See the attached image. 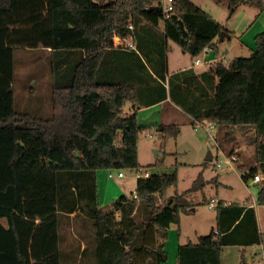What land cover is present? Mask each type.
<instances>
[{"label":"trees","instance_id":"obj_1","mask_svg":"<svg viewBox=\"0 0 264 264\" xmlns=\"http://www.w3.org/2000/svg\"><path fill=\"white\" fill-rule=\"evenodd\" d=\"M226 2L228 18L243 4L264 9V0ZM161 4L0 0V49L50 50L52 109L48 116L30 107L0 116V131L11 133V179L0 186V264H67L75 252L83 258L89 248L95 264L167 260L170 226L179 225L181 212L191 208L188 194L204 188L202 174L169 197L177 169L140 175L131 196L122 194L105 208L97 172L141 169L138 140L144 127L137 108L168 95L194 120L207 119L225 130L224 138L233 126L254 127L255 160L242 177L263 176L257 202L264 204V31L256 34L251 56L212 65L217 76L212 94L192 67L167 75L169 41L195 58L215 45L226 27L192 0H174L167 17L156 8ZM117 35H131L136 49L115 46ZM127 102L133 104L130 113L124 112ZM156 129L162 146L181 131L178 123H159ZM216 211L210 233L178 245L177 264H222L225 246L264 242L255 206L219 201ZM71 213L90 220L91 231L84 247L78 241L66 251L60 223Z\"/></svg>","mask_w":264,"mask_h":264},{"label":"rangeland","instance_id":"obj_2","mask_svg":"<svg viewBox=\"0 0 264 264\" xmlns=\"http://www.w3.org/2000/svg\"><path fill=\"white\" fill-rule=\"evenodd\" d=\"M192 1L203 9L211 10L224 25H228L226 0ZM244 7L248 11L251 10L252 14L256 13L252 18L258 17V20L250 25L244 37L236 33L232 38L226 37L225 41L218 42L220 54L226 55V64L237 56H251L256 49L255 34L264 31V9L251 5ZM169 43L168 54L170 52L172 61L182 62L184 57L190 58V55L181 51L175 42L170 40ZM49 55L50 50L44 47L0 49V116L11 112L14 108L27 107L41 108L37 113L51 115ZM178 121L181 127L178 137H169L163 146V141L155 130H141L138 140L141 169H99L97 172L98 193L101 204L109 208L116 197L122 194L131 196L135 191L139 174L146 171L162 173L178 170V183L169 188L167 197L176 191L186 190L202 174L204 188L188 194L189 203L194 210H190V215L184 218V238H192L198 242L199 237L195 236L196 229L200 234L205 235L216 227V206L219 201L246 202L249 199L256 204L258 183L252 182V179L246 183L241 178V172H245L244 168L252 166L255 160L254 144L251 142L255 130L253 126H233L227 139L223 137L226 131L214 126L212 129V134L216 138L214 139L205 127L195 128L189 120L184 121L183 118L177 119L176 122ZM208 124L211 122L208 121ZM10 137L11 133L7 130L0 131V186H4V183L11 179V168L8 163ZM221 150L228 156L231 153L237 155L235 169L229 168L227 163H224L223 167H217V159L225 158ZM209 152L213 156L212 159H207ZM162 159L161 165H155L156 161ZM110 171L115 174L113 177L108 176ZM119 171L124 173L123 177L117 176ZM212 197L218 199L213 207L209 205ZM257 206L264 225V204ZM90 231L91 221L86 220L85 217L76 216L75 213L63 215L60 232L65 250L69 251L78 241L84 247L86 235ZM171 231L169 249L173 246V240L180 234L177 224L172 225ZM91 249L89 248L83 258L75 252L76 259H67V264H95ZM222 255L223 264H254L256 261H264V244L262 245L261 242L253 245H228L223 248ZM151 260L149 258L147 263H151ZM167 264H176V259L173 256L169 257Z\"/></svg>","mask_w":264,"mask_h":264},{"label":"crops","instance_id":"obj_3","mask_svg":"<svg viewBox=\"0 0 264 264\" xmlns=\"http://www.w3.org/2000/svg\"><path fill=\"white\" fill-rule=\"evenodd\" d=\"M244 6H246V5H244V4L240 5L236 9L235 13L229 18L228 25H224L221 22L220 18H218L214 14V12H212L209 9L204 8L216 20L221 22L226 27V29H227L226 31L229 33V35H225L223 40H220L219 37L217 39H215V41L217 43L215 45L214 44L211 45V48H209L207 50L205 49L200 54V56L194 58V57H192L189 54L190 58L184 57V60L182 62H178L176 60L172 61L171 60V56H170V52H169V54L167 55V75L169 76L170 74H172L174 72H177L179 70L192 67V68H194V70L198 74L199 78L206 85V87L208 88L210 93L214 94L215 93L216 84H217V76L211 71V67L217 60H219V59H225L226 60L227 59L226 55L220 54V47L218 45V42L225 41L226 37L232 38V36L234 34H236V33H239L240 37H244L245 34L248 32L250 25L252 23H254L256 20H258L257 19L258 17L256 19L252 18V16L256 15V13L252 14V11L251 10L248 11ZM162 25H163V22H162ZM255 36H256V34H255ZM255 36H254V38H255ZM170 48H171V46H170ZM184 53H186V52H184ZM181 56H185V55H181ZM198 58H199V61L197 62ZM132 105L133 104L131 102H129L127 104V107L124 108V112L125 113H130L132 111ZM137 114H138L139 124L144 127L143 129H153V130L156 131V133H157V135L159 137H160V134H159V132L156 129V125L159 124V123H178L179 124V121L176 122L177 119L183 118L184 121L189 120L193 124V126L195 128H199L201 126H198L197 122L198 121H202V120H194V118L191 116L190 113H188L180 105H178L177 103H175L172 100L170 95H168L167 98H165V99H163V100H161L159 102H156L154 104H151V105H148V106H139L137 108ZM206 121H209V120L206 119ZM203 127H205V126H203ZM212 129H210V131H208V130L207 131L211 134V136L214 139H216L215 135L212 134ZM149 135L153 136L152 133H149ZM220 152L224 156L227 155L223 150H221ZM212 158H213V156H212ZM218 160L219 159H217V161ZM216 165H217V163H216ZM249 167L244 168L245 172L248 170ZM229 168L235 169L236 168L235 162L233 163L232 166L229 165ZM242 174H243V172H241L242 180L247 183L248 181H245L243 179ZM139 176H140V174H139ZM118 177H120V176H118ZM251 179H252V182H254V183L257 182V181H254L253 178H251ZM213 198L216 201L213 202V204H212L211 201H212ZM211 201L209 202V205L211 207H213L215 205V203L218 202V199L215 198V197H212ZM255 202H256V204L251 202V200H249V199H247L246 202H233V201L230 202V201H227V203H241V204H246L248 206H255L259 229L264 234V225L262 224V221L260 219V214H259V210H258V206H257L260 203L257 202V198L255 199ZM190 210H194V208H190L188 211H182L181 212V222H180L179 225L177 223H173V224H177L178 225V228L180 229V234L178 235V237L175 238V240H173V246H171V248L169 249V247H170L169 246V242L171 241V238H172V236H171L172 231L171 230H172V225L173 224H171L170 229H169V235H168V238H167V241H166V245H165V250L167 249L166 251L168 253V258H167L166 261L162 262L161 264H167L168 259L171 256H173L176 259V264H177V249H178V245L181 244V243H187V241H188L187 239H191L188 242L196 243L194 240H192V238H186V239L184 238V218H185V216L187 217V216L190 215V212H189ZM200 235H204V234H200L199 231L196 229L195 236L199 237ZM263 244H264V242H262V245ZM222 264H223V255H222Z\"/></svg>","mask_w":264,"mask_h":264},{"label":"built area","instance_id":"obj_4","mask_svg":"<svg viewBox=\"0 0 264 264\" xmlns=\"http://www.w3.org/2000/svg\"><path fill=\"white\" fill-rule=\"evenodd\" d=\"M161 7H162V10H163L165 17H167L174 10V0H162ZM129 27L132 28L133 25L129 24ZM113 44L117 47L120 46V47L127 48V49H136V43L132 39L131 35L128 38H123V37L117 35L113 39ZM209 48H211V45L207 46L205 49L207 50ZM198 61H199V58L197 59V62ZM197 125L198 126H205L207 128V130L210 131V129H212L215 126V123L211 122V124H208V121L203 120V121H198ZM237 160H238V157L236 154H232L229 156L226 155L224 159H219L217 161V166L222 167L224 163H227L228 165L232 166L233 163ZM149 174H150L149 171H146L145 173L140 174V175H149ZM108 175H109V177H113L115 174L112 171H110ZM117 175L122 177V176H124V173L122 171H119L117 173ZM253 179H254V181L258 182V181L263 179V176L261 174H257V175H255V177ZM215 201L216 200L213 198L211 201L212 204ZM254 264H264V261H256Z\"/></svg>","mask_w":264,"mask_h":264},{"label":"water","instance_id":"obj_5","mask_svg":"<svg viewBox=\"0 0 264 264\" xmlns=\"http://www.w3.org/2000/svg\"><path fill=\"white\" fill-rule=\"evenodd\" d=\"M152 8H153V7H150L149 9H152ZM156 8H157L158 10H162L161 5L156 6ZM225 35H229V33H228L226 30H222L221 33H220V35H219V39H220V40H223L224 37H225ZM156 152H158V151L156 150ZM207 159H212V154H211V152L208 153Z\"/></svg>","mask_w":264,"mask_h":264}]
</instances>
